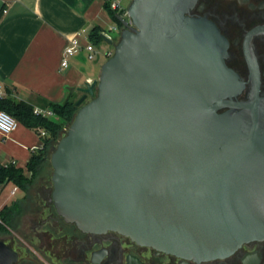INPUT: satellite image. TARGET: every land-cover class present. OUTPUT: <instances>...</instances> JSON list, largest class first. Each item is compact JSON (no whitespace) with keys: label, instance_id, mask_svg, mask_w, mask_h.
<instances>
[{"label":"water","instance_id":"obj_1","mask_svg":"<svg viewBox=\"0 0 264 264\" xmlns=\"http://www.w3.org/2000/svg\"><path fill=\"white\" fill-rule=\"evenodd\" d=\"M197 2L131 0L118 41L103 34L114 52L78 87L51 199L82 231L202 260L264 238V127L259 84L238 99L229 42ZM17 260L0 239V264Z\"/></svg>","mask_w":264,"mask_h":264},{"label":"crops","instance_id":"obj_2","mask_svg":"<svg viewBox=\"0 0 264 264\" xmlns=\"http://www.w3.org/2000/svg\"><path fill=\"white\" fill-rule=\"evenodd\" d=\"M0 13V93L28 101L38 110L51 111L50 103H63L70 93L99 76L96 70L103 62L88 63L86 48L70 56L68 66H62L70 38L80 33L86 44L95 26L109 34L118 29L105 0H0ZM40 135L21 122L8 135L0 132V163H13L31 177L27 164L34 150L42 146ZM1 183L3 208L25 201L27 189L10 179Z\"/></svg>","mask_w":264,"mask_h":264},{"label":"flooded vegetation","instance_id":"obj_3","mask_svg":"<svg viewBox=\"0 0 264 264\" xmlns=\"http://www.w3.org/2000/svg\"><path fill=\"white\" fill-rule=\"evenodd\" d=\"M192 13L207 16L227 38L226 62L245 82L238 99L250 100L254 83L259 84L264 127V0H198ZM51 223L35 228L38 250L4 239L18 251L14 264H264V238L245 242L227 256L197 260L140 244L118 231L86 232L64 219Z\"/></svg>","mask_w":264,"mask_h":264},{"label":"trees","instance_id":"obj_4","mask_svg":"<svg viewBox=\"0 0 264 264\" xmlns=\"http://www.w3.org/2000/svg\"><path fill=\"white\" fill-rule=\"evenodd\" d=\"M106 6L110 10L112 17L115 19L118 26L123 27V22L119 18V16L123 14V11L118 12L111 9L109 2H106ZM1 14L2 13H0V21L2 17ZM102 30L103 29L99 26H95L91 29L89 37L92 43L100 44L105 42ZM78 92V90H75L70 93V96L63 103L49 104V107L56 118L44 114L41 110L36 111L35 106L28 101L16 99L11 95H2L0 93V110L7 111L16 117L19 122L36 130L39 134H41V130L45 131L44 135L41 134L43 138L42 146L37 150H34L27 164L28 170L32 173L31 177H27L22 169L15 167L13 163H9L7 165H2V168H0V182L5 179H10L16 182L18 186L27 190L29 189L34 178L45 166L53 146L65 132V124L73 121L79 108L76 104L77 99L74 98L75 94ZM20 206V202H14L10 206H6L2 209L1 215L5 224L12 226L10 219L14 214V210L20 209ZM5 224H0V231L10 232L11 230L8 229Z\"/></svg>","mask_w":264,"mask_h":264},{"label":"rangeland","instance_id":"obj_5","mask_svg":"<svg viewBox=\"0 0 264 264\" xmlns=\"http://www.w3.org/2000/svg\"><path fill=\"white\" fill-rule=\"evenodd\" d=\"M129 4L130 2L125 1L126 7H128ZM117 27V31H110L112 37L115 38V42L118 41L120 37V29L122 30L123 28L119 27L118 24ZM95 46V50L100 55V59H90L88 57L87 62L93 65H100L107 59L105 53L108 50V47H111V49L114 50V46L107 42L95 44ZM82 94L83 93L79 91L77 94H75L74 98L78 100ZM52 117L54 118L55 116ZM69 126V122L65 124V131L69 128ZM55 146L56 144L53 146L52 151L54 150ZM52 151L50 152L42 171L34 178L33 183L30 185L28 189V195L25 201L21 204L20 209L14 210V214L10 219L13 231H0V239H6L8 241L14 240L17 244L19 241L24 242L23 247L30 249V251L34 250V247L38 250V246L40 245V242L35 235V228L41 230L51 225V221L53 222L55 220L63 219L62 217H59V214L57 213L54 203L51 199L53 190V166L51 163ZM14 197L17 198L18 195ZM21 237H24L25 241L21 240ZM24 251L26 250L24 249Z\"/></svg>","mask_w":264,"mask_h":264},{"label":"built area","instance_id":"obj_6","mask_svg":"<svg viewBox=\"0 0 264 264\" xmlns=\"http://www.w3.org/2000/svg\"><path fill=\"white\" fill-rule=\"evenodd\" d=\"M106 2H109L111 9L116 10L118 12L123 11V16H127V8L125 5V1L131 2V0H105ZM116 28V27H114ZM79 34L77 33L73 37L70 38L69 43L65 46L63 50V56H62V66H68L69 64V57L77 53L82 48H86L89 51V58L90 59H98L100 58V55L95 50V45L91 41H88L86 44H83L79 38ZM102 34L107 35L108 37L112 38V35L106 32H102ZM113 39V38H112ZM114 50L111 48L108 49L105 53L106 57L108 58L110 55H112ZM92 81H88V83H91ZM86 83L84 84V86ZM36 111H40L36 109ZM44 114H52V111L49 110H41ZM19 125V121L16 117L11 115L5 110H0V132L5 136L14 131ZM41 134L44 135L45 131L41 130ZM17 189L13 190V192ZM2 190V183L0 182V191ZM3 209V206L0 204V224H5L4 219L1 215V211ZM8 229L13 231L12 226L5 224Z\"/></svg>","mask_w":264,"mask_h":264}]
</instances>
